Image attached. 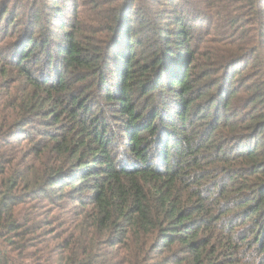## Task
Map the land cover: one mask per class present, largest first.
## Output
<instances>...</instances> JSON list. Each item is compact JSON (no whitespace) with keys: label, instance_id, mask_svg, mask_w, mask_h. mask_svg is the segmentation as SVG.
I'll use <instances>...</instances> for the list:
<instances>
[{"label":"trees","instance_id":"16d2710c","mask_svg":"<svg viewBox=\"0 0 264 264\" xmlns=\"http://www.w3.org/2000/svg\"><path fill=\"white\" fill-rule=\"evenodd\" d=\"M81 1L0 0V264H264V0Z\"/></svg>","mask_w":264,"mask_h":264},{"label":"rangeland","instance_id":"374dc122","mask_svg":"<svg viewBox=\"0 0 264 264\" xmlns=\"http://www.w3.org/2000/svg\"><path fill=\"white\" fill-rule=\"evenodd\" d=\"M226 1H231V0H226ZM79 4V7H78ZM159 8H162L161 12L164 15V18L166 15H170L172 14V8H171V3L169 2V0H158L157 2ZM236 4H240V0L237 1ZM59 9H63L62 11V16L64 19L66 20H70L73 19L76 16L79 18L83 15L84 10L86 8V6L83 4V1L81 0H59L58 3ZM76 9V11H75ZM264 9V8H263ZM75 13V14H74ZM263 15H264V11H263ZM264 19V17H263ZM169 19L165 18V21H167ZM222 30V29H221ZM218 34H220V31L218 32ZM220 37V36H219ZM211 48H214L216 51H214L217 54H226L232 51H236L238 49V44H234L232 43V40H229V42H225L223 43L220 38H218L217 40L213 41L211 44ZM21 147L23 148V150H28L30 147L25 145V143H21Z\"/></svg>","mask_w":264,"mask_h":264}]
</instances>
